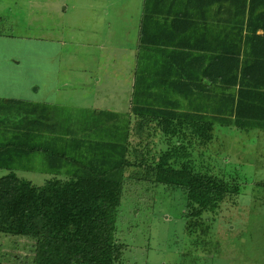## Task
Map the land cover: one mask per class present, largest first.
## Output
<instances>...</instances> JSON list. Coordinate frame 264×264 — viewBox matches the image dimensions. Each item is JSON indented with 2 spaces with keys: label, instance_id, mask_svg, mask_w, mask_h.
<instances>
[{
  "label": "rangeland",
  "instance_id": "374dc122",
  "mask_svg": "<svg viewBox=\"0 0 264 264\" xmlns=\"http://www.w3.org/2000/svg\"><path fill=\"white\" fill-rule=\"evenodd\" d=\"M137 11L133 1L124 0H0V105H6L0 119L14 131L9 136L26 123L29 152L13 160L24 166L17 171L23 178L41 185L45 177L32 174L48 169L44 152L53 154L55 147L68 150L69 158L79 155L80 162L94 161V141L124 137L122 118L136 69V38L126 28ZM103 25L112 28L105 32ZM217 131L206 163L217 175L236 180L240 193L227 197L217 212L194 217L182 192L150 179L132 182L117 216L122 250L116 264H264V139L234 127ZM167 140L161 135L143 140L141 149L150 159L143 169L156 168L179 138ZM186 140H180L188 154L183 159L198 165L203 147ZM36 146L45 151L34 155ZM180 159L170 163L180 166ZM16 245L0 264H18L16 256L30 260V242L18 239Z\"/></svg>",
  "mask_w": 264,
  "mask_h": 264
},
{
  "label": "trees",
  "instance_id": "16d2710c",
  "mask_svg": "<svg viewBox=\"0 0 264 264\" xmlns=\"http://www.w3.org/2000/svg\"><path fill=\"white\" fill-rule=\"evenodd\" d=\"M250 10L251 7V18ZM143 13L145 21L149 13ZM251 23H245L249 36L242 35L241 23L239 30L229 33L224 42L220 39V45L219 39L214 38L205 47L197 40L195 44L191 42V27L184 25L188 34H175V51L164 54L155 48L161 39L146 36L144 22L136 48L133 91L128 112L122 118L124 137H115L106 144L94 141V161L80 162L79 155L69 158L68 153L60 150V154L57 147L53 154L44 152L48 169L32 174L45 177L41 185L17 173L24 166L13 161L14 156L25 158L29 152L26 123L9 136L14 131L2 125L0 119V135L6 138L0 141V248L7 246L0 253V261L8 257V247H17L18 239H26L31 244L26 246L30 260L16 256L18 264H116L122 250L116 237L117 216L125 189L132 187V182L144 185V180L150 179L182 192L194 217L215 213L227 197L238 195L239 183L217 175L206 161L211 158L209 145L216 141L218 128L234 127L248 132L256 129V120L264 122V37L256 36V26L253 32L248 30ZM146 48L147 63L165 58L171 63L170 68L150 70L147 64V70L140 69L139 51ZM189 49L191 52L186 51ZM169 88L185 94L186 101L172 102L161 93ZM5 106L0 105V113ZM37 130L32 135L37 136ZM160 135L168 139L167 143L174 138L179 141L161 155L156 168L143 169L150 159L141 144ZM183 139L203 147L197 154L201 162L198 165L184 161L188 154L180 142ZM38 150L45 151L36 146L31 153L35 155ZM180 157V166L170 163ZM132 168L136 173L130 175L135 170Z\"/></svg>",
  "mask_w": 264,
  "mask_h": 264
},
{
  "label": "crops",
  "instance_id": "0c3cea01",
  "mask_svg": "<svg viewBox=\"0 0 264 264\" xmlns=\"http://www.w3.org/2000/svg\"><path fill=\"white\" fill-rule=\"evenodd\" d=\"M112 3L122 0H109ZM133 1L135 6L138 7L137 14L131 15L129 20L132 21L131 25H128L126 30L132 31L135 35L136 42L134 45V51L132 56L136 55V48L138 45L139 38L142 36V26L145 22V34L148 37H156L161 40L156 44L155 48L160 49L163 52L175 51L173 44V37L175 34H188L189 30L184 25L191 27V42L195 44L196 40L201 47L210 45V40L214 38L219 39L218 45H220V39L224 42V38L229 33H235L239 30L241 23L243 24L242 35L249 36L245 23L251 21L252 23L248 26V30L253 32L254 26H256V36L264 37V0H124ZM108 5V4H106ZM147 7V10H145ZM251 7L253 14L251 18L248 16V10ZM149 13L144 21V13ZM106 16L108 11L105 12ZM108 21L104 19V22ZM254 21V22H253ZM187 22V23H186ZM195 23L189 25V23ZM253 23H255L253 25ZM261 25V26H260ZM102 30L108 31L112 26L101 27ZM114 28V27H113ZM188 37V36H187ZM205 39V40H204ZM190 42V43H191ZM163 45V46H157ZM150 49V47H148ZM139 51V68L147 70H156L159 68H170L171 63H167L165 58L162 61L154 63H147L144 60V52ZM191 52V50H186ZM193 51V50H192ZM199 52V51H197ZM261 52H264V47L261 48ZM159 57L157 56L156 59ZM134 84V83H133ZM133 91V86H132ZM156 93H160L159 91ZM162 94H166L170 100L176 102L186 101L185 94L182 95L177 91H172L170 88L165 91H161ZM131 97V91H129V100ZM128 112V110H127ZM261 112V111H259ZM264 113V112H263ZM113 115H119L113 113ZM264 115V114H263ZM256 116H259L258 113ZM258 119V118H257ZM241 135H256V140L264 139V122L256 120V129L241 131L236 129ZM75 148V147H74ZM65 154L68 150L63 149ZM80 161V160H79Z\"/></svg>",
  "mask_w": 264,
  "mask_h": 264
}]
</instances>
